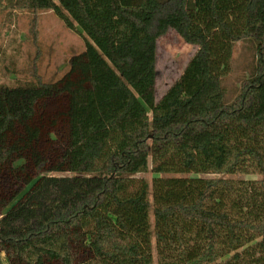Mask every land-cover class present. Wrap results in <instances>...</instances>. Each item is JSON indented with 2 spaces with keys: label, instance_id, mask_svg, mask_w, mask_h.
I'll list each match as a JSON object with an SVG mask.
<instances>
[{
  "label": "trees",
  "instance_id": "1",
  "mask_svg": "<svg viewBox=\"0 0 264 264\" xmlns=\"http://www.w3.org/2000/svg\"><path fill=\"white\" fill-rule=\"evenodd\" d=\"M1 11L31 12L34 36L52 11L84 48L53 82L0 84V264H264V0H0ZM169 30L195 51L156 100ZM242 39L255 73L226 102Z\"/></svg>",
  "mask_w": 264,
  "mask_h": 264
},
{
  "label": "rangeland",
  "instance_id": "2",
  "mask_svg": "<svg viewBox=\"0 0 264 264\" xmlns=\"http://www.w3.org/2000/svg\"><path fill=\"white\" fill-rule=\"evenodd\" d=\"M32 16L28 11H16L8 18L5 11L0 12V84L13 86L36 77L42 82H53L66 70L69 57L84 48L83 36L67 28L52 11L37 13L34 36ZM194 51L195 47L185 43L174 30L157 40L156 100L180 76ZM255 60L256 47L251 39L233 44L232 69L223 80L226 102L233 98L242 80L254 76ZM48 175L62 177L68 173L50 172ZM138 176L150 181L153 175L148 171ZM232 177L261 178L260 175ZM154 258L156 260L155 252Z\"/></svg>",
  "mask_w": 264,
  "mask_h": 264
}]
</instances>
